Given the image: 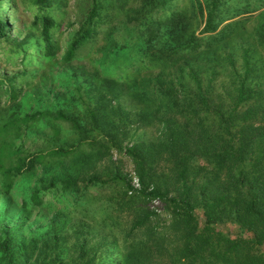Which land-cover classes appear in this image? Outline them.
Masks as SVG:
<instances>
[{
    "label": "trees",
    "instance_id": "obj_1",
    "mask_svg": "<svg viewBox=\"0 0 264 264\" xmlns=\"http://www.w3.org/2000/svg\"><path fill=\"white\" fill-rule=\"evenodd\" d=\"M88 1L0 0V264H264V0Z\"/></svg>",
    "mask_w": 264,
    "mask_h": 264
},
{
    "label": "rangeland",
    "instance_id": "obj_2",
    "mask_svg": "<svg viewBox=\"0 0 264 264\" xmlns=\"http://www.w3.org/2000/svg\"><path fill=\"white\" fill-rule=\"evenodd\" d=\"M132 4H138V0H132L131 1ZM89 1L88 0H66V3L64 4L63 8L64 11L58 12L57 15L60 17L61 19V25L58 28V30L56 31V35L59 38V42L61 44V48L58 51V57H60V55L63 53L64 51V46L66 44V42L68 41L69 38V31L73 28L76 27L78 24V19L84 15L87 7H88ZM26 14L30 13V10H26L25 11ZM251 11L249 10L247 12L246 15H250ZM251 19H249L247 21V25L251 26ZM73 22V23H72ZM105 42V38L102 34V32H100L98 34L97 40L93 46V49L90 51L91 54L93 55L94 52L96 53L97 51L99 52V47ZM89 56L86 54V56L82 57V58H77L74 59V62H81L84 63L86 65H88L90 67V62H89ZM157 68H154V72ZM7 71L12 73L13 71H15L16 69H6L5 66L2 65V62L0 61V71ZM33 80H37V78H34ZM129 107H131V105H129ZM64 124L66 125L67 122H64ZM154 125H150V126H140V129H136L137 131V135H141L142 134V130L145 131L147 133L148 136L152 135L153 136V131H154ZM141 130V131H140ZM24 142L25 146H29V147H35L38 143H40V140H36V141H32L31 137H22L21 138ZM21 139H18L21 140ZM133 142L132 139L126 138L123 140V144L127 145V144H131ZM111 158L112 159H119L121 161V168L124 172H126L131 180V183L133 186H139L140 185V181L139 178L137 176V173L135 171L134 168V164L132 162V158L130 156H128L127 154H125L124 152H117L116 150L112 149L111 150ZM135 180H137L138 185H134ZM130 192V191H129ZM19 198V196H18ZM150 207L154 208L158 211L162 210L161 207V203L159 201V199L157 200V198L152 199V201L150 202ZM34 216V214L32 215V217ZM75 220H79V217L74 216ZM233 230H235L234 226L232 227ZM72 233V232H71ZM70 240H72L73 238V233L72 236L68 235Z\"/></svg>",
    "mask_w": 264,
    "mask_h": 264
},
{
    "label": "built area",
    "instance_id": "obj_3",
    "mask_svg": "<svg viewBox=\"0 0 264 264\" xmlns=\"http://www.w3.org/2000/svg\"><path fill=\"white\" fill-rule=\"evenodd\" d=\"M134 185H138V182H137V180H135V182H134Z\"/></svg>",
    "mask_w": 264,
    "mask_h": 264
}]
</instances>
